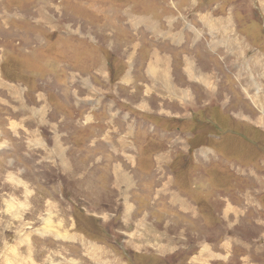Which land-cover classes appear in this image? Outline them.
<instances>
[{
    "label": "rangeland",
    "instance_id": "374dc122",
    "mask_svg": "<svg viewBox=\"0 0 264 264\" xmlns=\"http://www.w3.org/2000/svg\"><path fill=\"white\" fill-rule=\"evenodd\" d=\"M0 264H264V0H0Z\"/></svg>",
    "mask_w": 264,
    "mask_h": 264
},
{
    "label": "crops",
    "instance_id": "0c3cea01",
    "mask_svg": "<svg viewBox=\"0 0 264 264\" xmlns=\"http://www.w3.org/2000/svg\"><path fill=\"white\" fill-rule=\"evenodd\" d=\"M255 63H257V62H254L253 63V65H252V70L253 69H256V68H254L255 67ZM251 80V79H250ZM247 82H248V85H247V89H248V92H249V88L251 87V85H252V83H251V81H249V80H247ZM95 86H94V90H95ZM260 95V93L258 94V95H255L254 94V98H257V96L258 97H260L259 96ZM104 100H105V102H104ZM93 104L94 103H97V102H100L101 104H102V106H103V109H104V105H105V103L107 102V100L106 99H103L102 97H100V98H98V99H95V98H93ZM95 106H97V104L95 105ZM118 109V108H117ZM107 113V120L109 121V122H112V123H114L119 117H120V120L122 121L123 120V118L125 117V115L126 114H124V112L122 111V110H120V109H118V111H117V113L116 112H114V113H112V112H110V111H107L106 112ZM115 124V123H114ZM114 131H115V133H113L112 134V136H111V138L116 142V143H124L125 141H127V140H130V141H132V139H133V141H136L135 140V138H138V137H142V136H140V135H136V136H134L133 135V132H132V127H131V125L129 126V127H127V128H124V127H118L116 124L114 125ZM135 144V143H134ZM135 146L137 147V151L139 152V151H142L141 149H140V147L141 146H139V145H136L135 144ZM172 197H173V194H172ZM186 199H189V200H191L190 198H189V196H187L186 194H184V193H181V197H180V201H181V205L182 204H185V203H187V201H186ZM188 200V201H189Z\"/></svg>",
    "mask_w": 264,
    "mask_h": 264
},
{
    "label": "bare ground",
    "instance_id": "6f19581e",
    "mask_svg": "<svg viewBox=\"0 0 264 264\" xmlns=\"http://www.w3.org/2000/svg\"><path fill=\"white\" fill-rule=\"evenodd\" d=\"M190 68H191V66H190ZM193 71V70H192ZM189 72V71H188ZM118 168H120V167H118ZM122 172V171H121ZM127 173V172H126Z\"/></svg>",
    "mask_w": 264,
    "mask_h": 264
}]
</instances>
